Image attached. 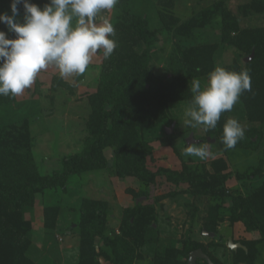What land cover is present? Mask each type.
Listing matches in <instances>:
<instances>
[{"label":"trees","instance_id":"16d2710c","mask_svg":"<svg viewBox=\"0 0 264 264\" xmlns=\"http://www.w3.org/2000/svg\"><path fill=\"white\" fill-rule=\"evenodd\" d=\"M31 2L42 7L47 0ZM9 5L10 0H0V12H10ZM142 6L139 9L133 0H119L112 9L111 23L116 29L117 47L108 59L99 52L101 62L96 87L87 94V132L81 150L64 156L58 169L40 173L33 154L30 117L13 118L10 114L16 96H0L1 108L8 111L3 113L0 122V264H39L28 255L32 225L24 217V211L33 206L36 196L51 195V203L42 207V216L44 227L53 229L61 209L57 194L64 192L72 179L85 172L109 166L120 178L131 176L153 183L158 177H164L176 186L187 184L184 192L210 197L214 203L200 231L217 233L218 221L224 217L230 224L241 222L246 232H256L258 236L241 241L246 250H232L226 246L232 254L233 264H255L257 245L264 244V152L257 164L236 173L239 180L259 179L254 187L247 194L237 190L227 194L226 183L231 174L224 158L212 161L210 172L190 174L164 167L153 171L147 167L152 147L139 132L147 126H162L168 117L169 103L190 102L192 79L207 77L216 66L224 45L234 48L240 59L232 57L222 66L235 71L247 69L250 73L251 90L242 93L239 100L247 119L264 124V24L241 26L239 16L225 0H215L185 19L174 13L173 0H156L159 23L151 27ZM236 8L246 19L250 16L264 18V0H246L238 3ZM216 16L220 18L218 40L213 43L193 41L196 32L206 28ZM0 29L7 31L3 24ZM9 36L13 37L14 33ZM161 39L172 40L176 56V66L163 75L156 74L151 67L156 45ZM252 51L253 56L244 60ZM50 85L51 89L70 88L57 73L52 76ZM226 120L224 112L217 127L206 131L208 136L218 137L224 151L221 137ZM259 133L257 129L245 131V137L232 149L254 148ZM174 136L168 135L166 140ZM106 148L110 149L111 163L104 154ZM127 211L119 224V234L111 236L106 231L108 203L90 197L80 199L74 223L79 233L75 264H102L99 259L107 264H136L135 261L141 259L139 248L144 245V234L154 229L153 208L139 205L133 212ZM163 247L155 253L151 264H187L189 252L197 248H201L215 264H220L190 235L176 245ZM196 262L208 264L203 259Z\"/></svg>","mask_w":264,"mask_h":264},{"label":"rangeland","instance_id":"374dc122","mask_svg":"<svg viewBox=\"0 0 264 264\" xmlns=\"http://www.w3.org/2000/svg\"><path fill=\"white\" fill-rule=\"evenodd\" d=\"M133 1L136 5L138 3L139 9L143 5L150 26L156 27L159 23L156 15L158 8L156 0ZM214 1L173 0V11L180 19H185L192 12L207 7ZM225 1L239 16L241 26L264 24L263 17L250 16L246 19L240 15L236 6L246 0ZM113 15L114 13L110 10L102 13L101 17L107 16L111 22ZM219 19L216 16L206 28L196 32L192 40H203L207 43L218 40ZM156 48L151 67L156 74L163 75L176 66L172 40L161 39ZM223 48L216 59V66H222L224 61L228 62L232 57L240 59L234 48L229 45H224ZM100 62L101 55L98 52L84 74L63 78L69 83V89L50 88L52 76L56 73L59 75L58 70L50 66L39 73L33 85L23 94L16 96L15 102L12 103L13 110L10 115L13 118L30 117L29 128L33 137V154L38 161L37 166L40 173L58 169L64 156L81 150L87 132L86 119L89 113L87 94L94 91L96 87V75ZM198 79L203 83L207 77ZM188 105L187 101L169 103L168 117L162 126H147L139 132L152 147V153L147 158V167L153 171L158 167H164L173 171L185 170L190 174H197L212 171L211 162L222 157L226 160L227 171L231 174L226 183V193L234 194L237 190L242 194H247L259 179L239 180L236 178V173L257 164L263 156L264 124L248 120L239 101L232 111L226 112V118H236L247 132L253 129L259 130L260 138L254 148L245 147L224 151L218 137L208 136L202 126L191 128L184 124V111ZM6 112L8 111L0 106V122L3 113ZM172 123H174L173 130L167 134L165 128ZM171 134L175 136L167 141V136ZM190 134L193 136L190 143L207 144L210 152L207 159L194 156L185 157L181 154V150L190 144L186 142ZM253 139L256 140V137ZM104 154L111 163L110 149L106 148ZM186 188L187 184L182 183L176 186L164 177H158L153 183H145L131 176L120 178L115 174L112 166L85 172L80 177L72 179L64 192L57 194L61 209L53 229L44 227L42 216V207L51 203L50 194L45 197L36 196L33 206L24 211V217L29 219L32 225L28 255L39 264H75L79 251V233L74 225L77 219L76 210L82 197H90L108 203L109 215L106 231L111 236L119 234L118 227L126 210H128L127 213H131L139 205L153 208L154 229L145 232L144 245L139 248L142 257L139 261H135L136 264H151L155 253L159 252L163 246L176 245L189 235L201 242L220 264H233L232 254L226 246L228 240L241 243L242 240L252 239L258 234L246 232L241 222L230 224L225 217L224 220L218 221L215 237L204 234L200 228L214 202L208 196L184 192ZM166 194L169 195L161 197ZM257 250L254 263L264 264V244H258ZM99 261L107 264L101 259Z\"/></svg>","mask_w":264,"mask_h":264},{"label":"clouds","instance_id":"9594fccd","mask_svg":"<svg viewBox=\"0 0 264 264\" xmlns=\"http://www.w3.org/2000/svg\"><path fill=\"white\" fill-rule=\"evenodd\" d=\"M119 0H47L42 7L31 0H10V12H0V96H19L42 71L54 66L61 78L84 74L93 57L102 51L108 59L117 47L116 29L102 13ZM21 7L23 12H21ZM9 33H14L13 37ZM251 90L247 69L229 70L217 65L205 82L191 81L192 98L184 111V124L205 131L215 129L224 112L232 111L242 93ZM245 137L236 118L223 125L221 142L232 149ZM185 157L207 159V144L190 143Z\"/></svg>","mask_w":264,"mask_h":264},{"label":"water","instance_id":"95a60500","mask_svg":"<svg viewBox=\"0 0 264 264\" xmlns=\"http://www.w3.org/2000/svg\"><path fill=\"white\" fill-rule=\"evenodd\" d=\"M253 56V51L251 52V54L249 56H247L246 58H244V60H248ZM173 126L174 123H172L169 127L165 128V132L167 134H170L173 130ZM193 138L192 134L189 135V137L186 139L187 143H190V140ZM204 234H208L209 236L215 237L216 235L214 233L211 232H206L205 230H203ZM227 246L232 249V250H236L237 248H243L246 250L245 246L242 245L239 242H234L233 240L229 239L227 242ZM197 259H203L204 261H206L208 264H215L211 258L205 253L203 252V250L201 248H197L195 250H192L191 252H189L188 254V258H187V264H197Z\"/></svg>","mask_w":264,"mask_h":264}]
</instances>
